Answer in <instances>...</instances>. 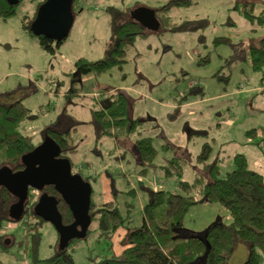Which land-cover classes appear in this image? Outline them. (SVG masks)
<instances>
[{
    "label": "rangeland",
    "instance_id": "obj_1",
    "mask_svg": "<svg viewBox=\"0 0 264 264\" xmlns=\"http://www.w3.org/2000/svg\"><path fill=\"white\" fill-rule=\"evenodd\" d=\"M42 1L22 0L14 16L0 18V102L23 100L33 118L22 122V132L36 147L55 122L60 127L73 123L78 152L71 161L74 171L89 178L97 203L115 201L125 217L130 215V226L141 227L142 209L152 192L184 195L179 182L193 183L204 172L198 158L206 144L212 148L208 162L218 163L221 176L235 169L237 155H244L248 168L264 176L262 74L252 69L250 58L233 59L236 51L231 45L247 47L252 38L264 36L260 23L264 0H191L189 6H176L167 14V29L137 37L127 50L126 63L81 78L75 68L79 59L94 62L106 56L110 6L155 10L171 0H74L73 27L54 54L43 50L23 27L24 17L33 16ZM186 22H193L196 29L172 30ZM73 88L77 93L67 99ZM115 92L129 97L131 119L139 120L140 126L122 139L98 140L92 112ZM140 137L151 138L157 151L146 171L133 148ZM175 158L182 159L181 176L166 172ZM37 197L38 192H33L34 200ZM219 218L227 225L232 222L219 203H199L189 211L184 226L202 232ZM24 223L3 222V234L15 240L7 252L0 249L5 264H29L31 237ZM90 230L88 239L73 252L76 264H93L117 253L115 242L99 238L98 220ZM40 232L38 255L47 259L56 254L59 233L49 222Z\"/></svg>",
    "mask_w": 264,
    "mask_h": 264
},
{
    "label": "trees",
    "instance_id": "obj_2",
    "mask_svg": "<svg viewBox=\"0 0 264 264\" xmlns=\"http://www.w3.org/2000/svg\"><path fill=\"white\" fill-rule=\"evenodd\" d=\"M45 1L39 4L38 9ZM21 2L22 0H19V4ZM191 4V0H171L168 4L155 9V16L161 24L156 32L149 31L132 19V11L140 6L124 9L110 6L107 11L110 16L111 35L106 56L94 62L79 59L75 64L77 75L80 78L89 74L99 75L114 66H122L126 63L128 48L135 44L138 36H147L167 29L166 25L170 18L168 12L176 6ZM18 5H10L6 0H0V18L10 19L17 13ZM38 9L33 16L26 15L23 19L24 29L32 35L34 33L31 25L36 19ZM199 22L206 24L208 20ZM192 23L186 22L172 30H195L196 28L191 26ZM260 23H264V16L260 18ZM34 36L42 49L51 54L56 53L57 48L63 44V41L57 43L46 36ZM231 45L236 51L233 59L245 61L247 57L250 58L252 69L262 74L261 80L264 82V36L252 38L247 47H244V44ZM74 93H77L76 88L69 90L67 99ZM104 98L99 108L92 112L91 124L97 139L108 136L118 140L136 132L140 125L139 120L131 119L129 97L123 92H115ZM29 112L30 110L24 107L22 99L12 104L0 102V170L6 167L13 172L23 170L25 168L23 157L36 148L32 138L22 132V122L33 118ZM73 128V123L60 127L58 122H55L45 130V134L46 138L54 139L60 146L62 151L60 157L70 161L73 174L82 176L80 170L74 171V164L71 161V155L78 152L72 137ZM133 148L136 149L138 163L144 166L143 171H146L147 167L152 166L157 154L152 139L140 137L133 143ZM211 153V146L204 145L198 158L205 166L204 172L200 173L193 183L184 180L179 182V188L184 191V195L164 190L151 193L149 203L143 207L142 225L139 228L130 226V215L125 217L115 201L97 204L93 190L90 215L92 222L94 220L99 222V238L113 240L119 230H125L123 240L125 248L122 254L103 256L93 264H228V259L239 244L247 245L250 251L245 264H261L264 260V176L248 168L244 155H237L234 159L235 169L221 176L218 163L208 162ZM181 161V158L170 161L167 174L175 172L181 176L183 172ZM82 177L90 183L89 178ZM36 191L39 197L34 200L33 192ZM42 194L57 199L64 225L68 226L74 222L70 207L54 186H47L42 191L30 189L20 220L13 213L17 209L12 210L17 207L19 198L8 188L0 186V249L7 252L15 245L11 235L3 234V222L24 221L27 235L31 237L27 252L29 264H76L73 252L78 244L88 239L90 227L86 237L74 239L64 249L59 247L58 239L55 246L56 254L50 258L41 259L38 255L42 237L40 229L46 221L38 217L34 210ZM199 203H219L229 211L232 222L227 225L219 218L205 231L187 229L184 226L185 219L191 208ZM8 237L13 239L10 240ZM7 240H10V245H6ZM207 244L210 246L209 250ZM111 247L113 248V245ZM0 264L5 263L0 260Z\"/></svg>",
    "mask_w": 264,
    "mask_h": 264
},
{
    "label": "water",
    "instance_id": "obj_3",
    "mask_svg": "<svg viewBox=\"0 0 264 264\" xmlns=\"http://www.w3.org/2000/svg\"><path fill=\"white\" fill-rule=\"evenodd\" d=\"M6 1L10 5L19 4V0ZM131 17L149 31L160 29L161 24L152 9L138 7L132 11ZM74 19L73 0H46L38 9L31 30L36 36L62 42L69 36ZM61 153L56 141L46 138L40 146L23 157V170L13 172L7 167L0 170V186L8 188L19 198L17 207L12 209H17L13 213L18 220L23 217L22 210L30 189L42 191L47 186H54L70 207L74 222L68 226L63 224L58 201L48 194L41 195L34 213L57 229L59 247L64 249L74 239H82L87 235L92 223L90 209L93 188L80 174H73L70 161L61 158ZM9 243L7 240L6 245ZM207 246L209 250V244Z\"/></svg>",
    "mask_w": 264,
    "mask_h": 264
},
{
    "label": "crops",
    "instance_id": "obj_4",
    "mask_svg": "<svg viewBox=\"0 0 264 264\" xmlns=\"http://www.w3.org/2000/svg\"><path fill=\"white\" fill-rule=\"evenodd\" d=\"M97 204H99V203H97ZM124 236H125V230H119L115 234V236H114V238L112 240V242H115V246H116L115 247L113 245V248L115 247L116 248V252H117L115 255L122 254V252H123V250L125 248V245L123 243ZM249 253H250V251H249V248H248L247 245L239 244L236 247V250L232 253L231 257L228 259V264H245V262L248 259Z\"/></svg>",
    "mask_w": 264,
    "mask_h": 264
}]
</instances>
